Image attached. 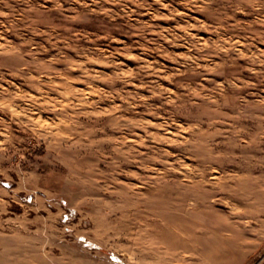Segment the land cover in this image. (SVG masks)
<instances>
[{
  "label": "rangeland",
  "instance_id": "rangeland-1",
  "mask_svg": "<svg viewBox=\"0 0 264 264\" xmlns=\"http://www.w3.org/2000/svg\"><path fill=\"white\" fill-rule=\"evenodd\" d=\"M0 264H264V0H0Z\"/></svg>",
  "mask_w": 264,
  "mask_h": 264
}]
</instances>
